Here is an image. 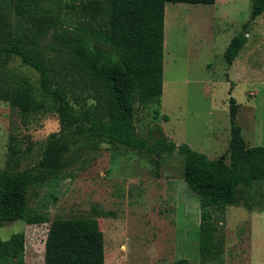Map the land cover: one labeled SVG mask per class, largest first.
<instances>
[{
    "label": "trees",
    "instance_id": "trees-1",
    "mask_svg": "<svg viewBox=\"0 0 264 264\" xmlns=\"http://www.w3.org/2000/svg\"><path fill=\"white\" fill-rule=\"evenodd\" d=\"M59 2L0 0V100L16 108L24 122L53 112L61 124L41 143V157L31 168H19L27 151L10 136L0 171V228L18 219L49 222L46 213L30 204L31 190L64 178L77 160V168L85 169L103 143L147 152L156 166L165 152L177 150L184 157V179L199 196L200 254L219 257L223 246L215 235L216 212L227 205L255 208L252 188L264 180V145L247 144L237 122L240 104L229 97L228 151L217 158L178 144L160 126L153 142L137 130L140 108L159 104L163 92L166 3L216 0H82L78 25L60 20L53 11ZM263 13L264 0H251L250 19L225 49L228 65L247 42L250 23ZM14 60L38 77L14 66ZM25 247L23 231L0 237V264H25ZM44 248V264H105L104 232L88 216L55 217ZM174 264H189V259Z\"/></svg>",
    "mask_w": 264,
    "mask_h": 264
},
{
    "label": "rangeland",
    "instance_id": "rangeland-1",
    "mask_svg": "<svg viewBox=\"0 0 264 264\" xmlns=\"http://www.w3.org/2000/svg\"><path fill=\"white\" fill-rule=\"evenodd\" d=\"M60 1L53 11L65 25L82 22L77 12L82 0ZM250 15L251 0L166 3L163 92L159 104L140 108V136L153 142L160 126L178 144L217 158L228 151L232 95L241 106L239 124L246 126L250 110L257 111L256 131L262 139L258 145H264V13L250 23L248 40L234 64L229 66L224 56ZM12 64L38 77L19 60ZM60 127L56 113H37L24 122L16 108L0 100V171L6 166L11 135L27 151L19 168H31L41 157V143ZM244 136L251 144L246 130ZM150 157L122 144L103 143L85 169L77 168L81 159L77 160L64 178L31 190L30 204L46 213L49 222L14 220L0 228V237L23 231L25 264H44L51 221L57 216H88L104 232L105 264H174L182 257L189 264H264V180L252 188L255 208L227 205L216 212L213 224L223 252L205 259L199 251V196L184 179L183 155L165 152L159 166Z\"/></svg>",
    "mask_w": 264,
    "mask_h": 264
},
{
    "label": "crops",
    "instance_id": "crops-1",
    "mask_svg": "<svg viewBox=\"0 0 264 264\" xmlns=\"http://www.w3.org/2000/svg\"><path fill=\"white\" fill-rule=\"evenodd\" d=\"M235 59L232 62V64H234ZM232 64H230V65H232ZM241 64H243L242 66H244L245 69H248V67H247L248 64L247 63L245 64V63L242 62ZM229 75H230L229 72H227V80L228 81H230V79H231V76H229ZM250 92H251V95H256L258 93V91H250ZM239 111H240V109H239ZM256 112H254V114H253V112L250 110V113L248 114V120L250 119L249 122L246 124V126L240 124L241 127H242L243 136H244L245 130L248 132V137H250V143L251 144H249L246 139L245 140H246V142H247V144L249 146L258 145V143H260L259 141L260 140L262 141L261 134L257 133V131H256V125H257V122H259V120H257V118H256L257 117ZM238 115H239V112H238ZM238 115H237V117H238ZM251 120H252V122L250 123ZM244 138H245V136H244Z\"/></svg>",
    "mask_w": 264,
    "mask_h": 264
},
{
    "label": "bare ground",
    "instance_id": "bare-ground-1",
    "mask_svg": "<svg viewBox=\"0 0 264 264\" xmlns=\"http://www.w3.org/2000/svg\"><path fill=\"white\" fill-rule=\"evenodd\" d=\"M172 29V28H171ZM172 44V43H171ZM170 46H172V45H170ZM168 47H169V45H168ZM172 48V47H171ZM170 51V50H169Z\"/></svg>",
    "mask_w": 264,
    "mask_h": 264
}]
</instances>
